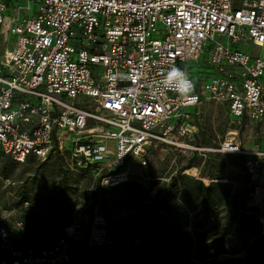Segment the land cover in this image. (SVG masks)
Returning a JSON list of instances; mask_svg holds the SVG:
<instances>
[{
  "label": "built area",
  "instance_id": "built-area-1",
  "mask_svg": "<svg viewBox=\"0 0 264 264\" xmlns=\"http://www.w3.org/2000/svg\"><path fill=\"white\" fill-rule=\"evenodd\" d=\"M172 67L195 84L188 95L163 86ZM204 101L224 105L234 125L264 127V0H0V163L55 152L68 169L95 172L100 187H148L154 146L196 154L199 175L209 153L240 154L257 182L246 204L264 232V200L255 197L264 133L252 147L232 135L197 145L187 111ZM12 226L19 234L24 221ZM84 240L111 242L99 197L39 252L13 249L10 224L0 222V264H64Z\"/></svg>",
  "mask_w": 264,
  "mask_h": 264
},
{
  "label": "trees",
  "instance_id": "trees-1",
  "mask_svg": "<svg viewBox=\"0 0 264 264\" xmlns=\"http://www.w3.org/2000/svg\"><path fill=\"white\" fill-rule=\"evenodd\" d=\"M202 58L195 65L202 66L205 61ZM206 124L210 130L209 136L200 139L197 133L195 143L214 147L216 143L212 141L211 124ZM219 155L223 154L214 152L207 155L200 175L198 174L201 180L180 174L182 167H179L176 169L177 174L161 181L159 177L162 175H154L149 169L150 176L154 179L148 187L135 181L109 187L110 193L116 199L114 205L130 211L129 220L110 219L106 209L113 203H109L110 197L103 191H98L99 206L105 211L103 215L111 242L90 246L84 240L78 248L79 251L74 255L70 254L69 261L64 264H194L182 260L185 253H190L194 261L202 264H264V236L260 235L257 208L246 204L249 192L257 182L250 179L244 166L245 156L240 154H234L235 157L229 161L231 169L226 174L227 181H219L222 180L219 168L223 165L219 161ZM52 156L54 162L49 174L58 178L52 185V189L56 190L53 196L55 207L46 212L20 209L18 218L24 221V227L19 234L15 231L11 234L12 247L15 250L41 251L62 236L63 228L72 219V205L68 193L70 173L62 164L63 159L59 154L54 152L47 158ZM31 157L35 158L30 155L24 161ZM197 159L196 154H190L188 163L184 166L197 168L190 165ZM177 161L179 159L174 161L175 167ZM15 162L9 157L2 158L1 176L8 178L7 171L3 168ZM211 178L218 181L210 183ZM97 182L99 183V178ZM202 182L210 184L204 185ZM155 183H159V187L155 196L150 197L149 189ZM29 185L33 186L34 180ZM26 186L27 183L23 185L18 196L26 193ZM24 201L26 200L20 199L16 206L22 205ZM94 202L89 211L92 210ZM189 221L193 230L192 251H187L182 238L167 228V224L182 227ZM135 239L138 240L137 246L134 245ZM242 251L247 254L244 257L237 256Z\"/></svg>",
  "mask_w": 264,
  "mask_h": 264
},
{
  "label": "rangeland",
  "instance_id": "rangeland-1",
  "mask_svg": "<svg viewBox=\"0 0 264 264\" xmlns=\"http://www.w3.org/2000/svg\"><path fill=\"white\" fill-rule=\"evenodd\" d=\"M199 70V65L194 64V66L191 67V71L193 73H196ZM187 113L190 119L196 124L197 133L200 139H206L209 136L210 130L208 129L209 127L206 123L211 124L213 143H218L225 137L232 135L235 141L245 145L246 147H250L253 142L259 140L260 135L264 133V127L255 126L247 119H241L238 125L232 124L226 114L225 106L215 101H204L196 107L189 108ZM213 156L214 155H212V157ZM189 157L190 154L175 157V153L172 149L163 146H154L150 149L148 154L149 169L151 172H154V175H162L163 178L168 180L172 174L178 173L176 171L177 168L183 167L186 163H188ZM218 157L219 161L223 163V165L219 168L220 177H222V180L219 179V181H227L226 174L231 169L229 161L235 156L234 154H223ZM176 159H179V161H177V166L175 167L174 161ZM53 162V156L46 159L31 157L27 161L10 163L3 168L7 171L8 178H4L0 174V222L5 221L10 224V233L12 235L15 230L12 226V222L20 216V209L25 208L33 212H46L54 209L55 200H53V196L56 193V190L52 189V185L53 181H56L58 178H53L49 174V170ZM62 164L66 167L64 162H62ZM187 168L189 167H185V169ZM68 172L70 173L69 181H71L70 188L68 190L72 205L71 216L80 211H89L94 199H97L98 197V191H103L106 196L110 197L109 203H113V205L109 204L106 209L110 219L113 221L129 220L128 214L130 211L127 209H119L117 204L114 205L116 201L115 196L110 193L109 187H100L97 182L98 177L95 172L89 168L73 170L68 169ZM184 175L196 179V177L187 174ZM203 179L206 180L205 178ZM32 180H34V185L30 186L29 183ZM215 180L216 179L211 178L210 183ZM216 181H218V179ZM25 183H27V186L25 187L26 193L18 196ZM203 184L209 185L205 183ZM255 197H257V199L264 200V188L257 189ZM20 199H25L27 203L25 204V202H22V205L16 206V202ZM99 210L101 213L105 214V211H103L100 206ZM167 228L176 236L182 238L187 251H192L193 244L191 241L193 240V230L190 221L187 225L182 227H174L172 224H167ZM119 235L125 238L124 235ZM260 235L264 236V232L261 227ZM54 242L55 240L52 241L50 245ZM126 242L128 243L129 241L126 240ZM80 245L81 243L72 244V255L79 251L78 248ZM246 254V251H242L237 256L244 257ZM182 260L187 263L191 262L194 264H202L201 262L194 261L191 258L190 253L183 254Z\"/></svg>",
  "mask_w": 264,
  "mask_h": 264
},
{
  "label": "clouds",
  "instance_id": "clouds-1",
  "mask_svg": "<svg viewBox=\"0 0 264 264\" xmlns=\"http://www.w3.org/2000/svg\"><path fill=\"white\" fill-rule=\"evenodd\" d=\"M162 84L165 88H169L180 95H188L191 93L195 84L189 78L187 72L179 67H172L166 75H164Z\"/></svg>",
  "mask_w": 264,
  "mask_h": 264
},
{
  "label": "bare ground",
  "instance_id": "bare-ground-1",
  "mask_svg": "<svg viewBox=\"0 0 264 264\" xmlns=\"http://www.w3.org/2000/svg\"><path fill=\"white\" fill-rule=\"evenodd\" d=\"M184 173L192 175V176H198V170H197V168H194V167H189V168L185 169Z\"/></svg>",
  "mask_w": 264,
  "mask_h": 264
}]
</instances>
